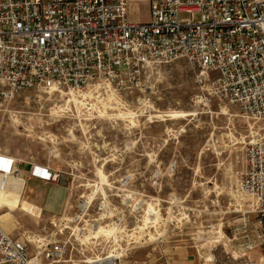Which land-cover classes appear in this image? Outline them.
<instances>
[{
    "label": "rangeland",
    "instance_id": "rangeland-1",
    "mask_svg": "<svg viewBox=\"0 0 264 264\" xmlns=\"http://www.w3.org/2000/svg\"><path fill=\"white\" fill-rule=\"evenodd\" d=\"M150 17L149 5L132 4L131 21ZM205 77L182 60L150 70L128 96L93 85L0 107L1 154L49 167L69 192L55 221L15 212L14 237H29L32 251L37 239L61 242L64 264L119 254L121 264H163L185 249L197 264H264L261 250H246L256 218L239 189L245 148L263 132ZM107 227L116 235H97Z\"/></svg>",
    "mask_w": 264,
    "mask_h": 264
},
{
    "label": "built area",
    "instance_id": "built-area-1",
    "mask_svg": "<svg viewBox=\"0 0 264 264\" xmlns=\"http://www.w3.org/2000/svg\"><path fill=\"white\" fill-rule=\"evenodd\" d=\"M148 3L150 21L138 23L128 0H0V107L27 92L80 95L93 85L128 96L150 70L186 61L206 75L213 96L263 132L245 148L239 189L256 218L246 250L264 249V0ZM13 164L0 151L5 182ZM31 175L61 179L49 167L33 166ZM30 243L0 228V264L65 263L61 242L37 239L34 251Z\"/></svg>",
    "mask_w": 264,
    "mask_h": 264
},
{
    "label": "crops",
    "instance_id": "crops-1",
    "mask_svg": "<svg viewBox=\"0 0 264 264\" xmlns=\"http://www.w3.org/2000/svg\"><path fill=\"white\" fill-rule=\"evenodd\" d=\"M130 9L132 4L149 5L148 0H128ZM130 14V11H129ZM139 23V22H138ZM46 168L45 166H36ZM33 166L26 165L21 167L14 162L11 165V170L15 174L11 175L5 182L0 175V228L9 235H14V230L17 227L15 221V212H24L34 218L39 217H60L68 210L69 192L61 183L46 182L40 179L33 178L31 170ZM10 170V168H7ZM24 180V188L22 183L19 184L17 179ZM24 202L33 205L32 211L28 213L23 211ZM261 250V251H260ZM264 253V249H259V253ZM263 256V255H262ZM264 261V258L261 257ZM262 263V262H261ZM163 264H197V257L187 249L181 250L169 259H164Z\"/></svg>",
    "mask_w": 264,
    "mask_h": 264
},
{
    "label": "bare ground",
    "instance_id": "bare-ground-1",
    "mask_svg": "<svg viewBox=\"0 0 264 264\" xmlns=\"http://www.w3.org/2000/svg\"><path fill=\"white\" fill-rule=\"evenodd\" d=\"M74 96V95H73ZM75 98L76 97H74V99H73V102L75 103V105L76 106H78V103H77V101L75 100ZM83 106V105H82ZM81 106V107H82ZM85 106V105H84ZM83 108V107H82ZM168 115H166V116H164V115H162V116H158V118H163V117H167ZM168 117H179L177 114H171V116H168ZM11 177V176H10ZM117 230H115V229H112V228H99V229H97V235H99V234H102V235H106V236H112V235H116V232ZM152 239V238H151ZM140 240V239H139ZM115 254V253H114ZM119 254V253H118ZM116 255V254H115ZM122 258V256H121V254H119V255H116V256H112L109 260H107V258L106 259H102V260H106V262H107V264H112V262L116 259H121ZM99 261H101V259H98L97 261H90L89 260V262L88 263H91V264H93L94 262H96V263H98ZM212 262V259H208V260H206V263H211Z\"/></svg>",
    "mask_w": 264,
    "mask_h": 264
}]
</instances>
